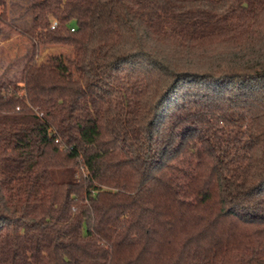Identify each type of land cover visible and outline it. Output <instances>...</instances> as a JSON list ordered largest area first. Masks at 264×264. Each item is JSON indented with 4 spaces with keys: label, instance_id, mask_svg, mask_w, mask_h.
I'll return each mask as SVG.
<instances>
[{
    "label": "trees",
    "instance_id": "trees-1",
    "mask_svg": "<svg viewBox=\"0 0 264 264\" xmlns=\"http://www.w3.org/2000/svg\"><path fill=\"white\" fill-rule=\"evenodd\" d=\"M27 11L23 76L0 79V264H264V0ZM50 45L76 79H27Z\"/></svg>",
    "mask_w": 264,
    "mask_h": 264
},
{
    "label": "rangeland",
    "instance_id": "rangeland-1",
    "mask_svg": "<svg viewBox=\"0 0 264 264\" xmlns=\"http://www.w3.org/2000/svg\"><path fill=\"white\" fill-rule=\"evenodd\" d=\"M31 0H6L7 23L0 25V79L20 80L31 54V42L24 32L32 24L27 7ZM60 65L66 66L62 72ZM74 52L64 45L41 48L40 55L27 79L71 80L76 79Z\"/></svg>",
    "mask_w": 264,
    "mask_h": 264
},
{
    "label": "built area",
    "instance_id": "built-area-1",
    "mask_svg": "<svg viewBox=\"0 0 264 264\" xmlns=\"http://www.w3.org/2000/svg\"><path fill=\"white\" fill-rule=\"evenodd\" d=\"M57 24H58V21H57V20H54V21L52 22V27L54 28Z\"/></svg>",
    "mask_w": 264,
    "mask_h": 264
}]
</instances>
